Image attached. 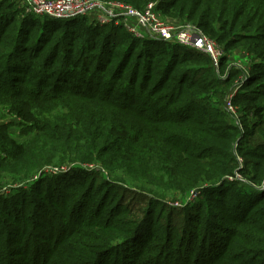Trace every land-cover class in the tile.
Instances as JSON below:
<instances>
[{
  "label": "trees",
  "instance_id": "trees-1",
  "mask_svg": "<svg viewBox=\"0 0 264 264\" xmlns=\"http://www.w3.org/2000/svg\"><path fill=\"white\" fill-rule=\"evenodd\" d=\"M157 8L221 44L219 68L242 45L254 58L250 77L264 76V0H163ZM148 41L120 25L26 14L19 0H0V104L33 130L30 139L5 141L1 165L29 178L46 164L102 161L111 173H132L157 204L161 177L168 189L199 186L195 211L184 208L178 233L122 204L109 206L108 196L96 201V181L109 194L124 180L118 174L107 179L74 164L71 182H63L44 172L31 192L0 205V264H101L111 253L110 264H264V153L247 151L254 129L245 116L242 128L223 126L208 110L211 89L225 88L233 76L219 75L213 85L195 74L216 70L211 57L175 43L170 59L180 61L154 74L157 53ZM255 93L242 89L234 103L264 115ZM163 102L175 105L177 117L155 107ZM195 109L201 112L188 116ZM177 175L184 182L176 186Z\"/></svg>",
  "mask_w": 264,
  "mask_h": 264
},
{
  "label": "rangeland",
  "instance_id": "rangeland-1",
  "mask_svg": "<svg viewBox=\"0 0 264 264\" xmlns=\"http://www.w3.org/2000/svg\"><path fill=\"white\" fill-rule=\"evenodd\" d=\"M163 0H144L142 5H145L149 2H156L157 6L162 2ZM161 10V9H160ZM21 16V15H20ZM161 16L163 19L170 21L172 23H178V24H184L189 21H181L179 18H174L167 12H164L161 10ZM41 20V19H40ZM18 24V23H17ZM125 29V28H124ZM126 30V29H125ZM75 32H72L71 35H75ZM150 41L147 43V47L150 48L151 53L154 51L157 54L153 55V68H150L149 70L153 72L154 74L158 70V66L161 65V67H168L169 65H166L168 61H171L170 52L175 47L174 44L168 43L164 44L162 42L161 44L156 42L160 39L157 38H147ZM155 40V41H154ZM219 44V43H218ZM221 47L222 45L219 44ZM223 48V47H222ZM179 52L181 54H187V52H190L187 49L182 48V50ZM19 54L25 55L24 53L19 52ZM174 62H179L180 58L177 60L172 59V61L169 63L170 65ZM227 63H224V66L218 69H212L213 73H207L204 70H198L195 71V74H198L200 76H203L207 80H213V85L218 84V78L219 75L222 77L226 74L231 73L233 76L231 82H229L225 88L221 87H213L211 92H209V96L211 99V105L209 106L208 110L215 112L217 116V120L219 121V124H223L225 126L227 123H236V120L232 117L230 113H228L224 107V102L229 93L232 90L237 89V93L245 89L246 91L252 90L255 88L256 95H260V100L264 102V89L259 86L260 82H264V76L261 80L255 79L254 77H250V71L253 69L251 65L254 62L253 56L249 54L248 51H246L242 45H238L234 47L231 51L228 52V59ZM177 68L186 69V65H178ZM218 70V71H217ZM215 71V72H214ZM229 71V72H228ZM216 73V74H215ZM142 69L139 71L138 75L141 76ZM174 75L176 73H173ZM216 75V76H215ZM235 75V76H234ZM213 76H215V80L213 79ZM226 77V76H225ZM168 92L166 89L163 91L165 94ZM220 92V93H219ZM139 102V99H138ZM166 103H161L159 105H156L155 107L161 110L162 113H165L164 115L168 118H175L176 115H173L172 110L175 105H169L168 107L165 106ZM167 105V104H166ZM236 105V104H235ZM154 106V105H153ZM238 107V118L239 121L243 119L245 116L246 122L250 124V126H253L254 134L250 137L249 142L247 144V151H256L260 153H264V115H256L254 109H250V107H245L244 104L238 103L236 105ZM203 107V106H202ZM200 109H195L194 112L191 110L188 113L192 114H198L200 113ZM264 112V110H263ZM187 116V115H185ZM257 124L256 128L254 126ZM31 125L24 121L23 119L19 118L18 116L11 114L8 109L4 106V104H0V152H2V145L5 144V141H8V139H15V140H27L30 139V137L33 135V130L30 127ZM178 144L182 145L184 144V141L179 139ZM236 147V146H235ZM238 152V151H237ZM3 157H6L5 153H2ZM241 157V155H240ZM245 164L246 158L241 157ZM250 161H257L258 158L253 157H247ZM9 160V158H7ZM80 165L83 168H86V170H93L97 169L98 171L102 172V175L105 176L107 179H113L114 174H118L122 176L124 179L123 181H118L117 185L112 186L113 191L109 194L106 193L110 190V187L108 188L104 183L101 182L100 179H98L95 183V189H97V192L101 193L96 201L101 200L104 197L109 198V206H112L114 204H122L123 207H128L131 210L136 211L135 213H138L141 218H145L148 220V222H154L156 224H160L163 228H168L170 231H177L180 233L184 226H182L183 220L186 215V210L184 209L187 205L192 207V212L195 211V205L197 204V201L199 199V192L198 187L191 188L189 190H182L178 187L175 188H165V184L167 182L166 177H161L162 184L156 185L155 188L160 191L161 196L159 197L162 201L160 204L152 203V200L150 199V196H148L146 191H144L141 186L136 185V177L132 175V173H124L123 170H116L115 173H111L110 170L102 164V161H97L94 164H82V163H59V164H46L42 168H40L37 171H34L30 174L31 177L28 178V176H25L24 174H17L13 171V169L9 167H4L1 165L0 161V205L4 202H10L11 204L14 203L17 199L23 198V196L29 191L31 192V189L33 188L35 182L37 179L42 178L44 176V172L49 175H57L54 181L63 180V182H71L70 173L68 172L73 165ZM55 168H59L57 173L54 171ZM252 169V167H251ZM63 170V171H62ZM104 174V175H103ZM124 174V175H123ZM183 174V172H182ZM153 177L154 176H148L146 180L149 183H153ZM121 180V179H119ZM35 181V182H34ZM73 182V181H72ZM142 182V181H138ZM183 183L184 179H182L179 175L176 176V186L178 183ZM169 183V182H168ZM45 185L43 186V190H45ZM3 225L0 226V229ZM5 239V235L1 237V240ZM123 253L124 251H120ZM116 256V253H111L110 256L102 259L100 261L101 264H110L112 263L114 257Z\"/></svg>",
  "mask_w": 264,
  "mask_h": 264
},
{
  "label": "built area",
  "instance_id": "built-area-1",
  "mask_svg": "<svg viewBox=\"0 0 264 264\" xmlns=\"http://www.w3.org/2000/svg\"><path fill=\"white\" fill-rule=\"evenodd\" d=\"M26 14L45 16L53 19H68L87 16L101 24H115L124 27L131 35L138 38H157L175 43L182 47L206 54L211 57L213 65L219 69L224 49L216 40L209 37L199 26L191 22L172 23L163 19L156 2H149L143 7L118 0H19ZM236 90H232L224 102L228 113L233 115L236 125L242 128L234 103ZM240 161L241 158H240ZM57 173L59 168H55ZM63 171V170H62ZM237 178L243 179L241 174ZM236 177H230L234 179Z\"/></svg>",
  "mask_w": 264,
  "mask_h": 264
}]
</instances>
